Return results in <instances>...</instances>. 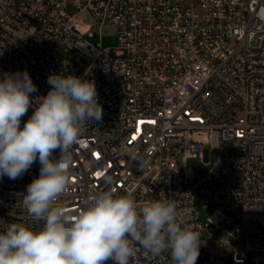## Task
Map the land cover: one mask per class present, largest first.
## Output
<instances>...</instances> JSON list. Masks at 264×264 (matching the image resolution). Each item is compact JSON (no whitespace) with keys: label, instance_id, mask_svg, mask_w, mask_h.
<instances>
[{"label":"built area","instance_id":"obj_1","mask_svg":"<svg viewBox=\"0 0 264 264\" xmlns=\"http://www.w3.org/2000/svg\"><path fill=\"white\" fill-rule=\"evenodd\" d=\"M96 25L114 27L117 43L89 41ZM18 70L37 86L33 100L51 74L95 82L102 121L84 126L70 154L58 202L69 214L108 187L174 201L200 234L196 264H264V0H0V76ZM191 158L208 167L205 224L186 183ZM40 167L0 178V231L43 227L19 195ZM136 249L129 264H170L169 251Z\"/></svg>","mask_w":264,"mask_h":264},{"label":"clouds","instance_id":"obj_2","mask_svg":"<svg viewBox=\"0 0 264 264\" xmlns=\"http://www.w3.org/2000/svg\"><path fill=\"white\" fill-rule=\"evenodd\" d=\"M47 83V95L33 100L37 86L27 70L0 76V178H21L38 159L39 176L19 195L28 214L44 222L39 230L11 223L0 231V264H129L136 245L153 256L169 251L170 264H196L200 234L188 223L190 209L174 201L138 202L108 187L84 198L75 214L59 205L70 184V154L84 126L102 121L103 109L94 80L51 74Z\"/></svg>","mask_w":264,"mask_h":264},{"label":"rangeland","instance_id":"obj_3","mask_svg":"<svg viewBox=\"0 0 264 264\" xmlns=\"http://www.w3.org/2000/svg\"><path fill=\"white\" fill-rule=\"evenodd\" d=\"M88 40L95 45H101L103 47L113 46L117 43V36L115 28L112 26H99L96 25L94 34L92 37H88ZM79 62H83L80 57L76 58ZM208 161V151H205V162ZM187 167L192 169L193 178H187V185L191 187L195 205L200 213V221L202 223H207L210 216L215 211V206L213 203L209 202L204 194L201 192L199 187L200 179L204 178L208 173V167L203 164L199 158H191L187 162ZM106 264H113L107 261Z\"/></svg>","mask_w":264,"mask_h":264}]
</instances>
